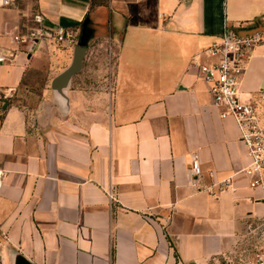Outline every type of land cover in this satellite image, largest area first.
Segmentation results:
<instances>
[{"label":"crops","instance_id":"crops-1","mask_svg":"<svg viewBox=\"0 0 264 264\" xmlns=\"http://www.w3.org/2000/svg\"><path fill=\"white\" fill-rule=\"evenodd\" d=\"M10 8L0 10L4 43L32 26L35 13L48 29L80 34L88 19V40L79 69L64 79L76 46L44 40L0 64L5 95L29 73L49 80L32 108H2L0 264H240L261 246L264 189L234 176L248 164L246 148L193 64L216 61L206 48L225 29L260 30L241 89L264 118V0ZM96 47L107 51L106 77L87 69ZM193 159L195 185L187 181ZM228 177L232 187L207 191Z\"/></svg>","mask_w":264,"mask_h":264},{"label":"built area","instance_id":"built-area-1","mask_svg":"<svg viewBox=\"0 0 264 264\" xmlns=\"http://www.w3.org/2000/svg\"><path fill=\"white\" fill-rule=\"evenodd\" d=\"M16 1L0 0V10L12 6ZM31 20L32 26L25 31L8 33L5 36L6 43L1 41L4 34L0 30V64L13 62L17 54L32 52L44 40L61 47L77 46L80 38L79 28L55 25L54 28L48 29L43 26L44 16L41 13L33 14ZM262 41L260 30L241 35L231 29H225L220 34L219 41L206 48V53L215 57L216 61L211 65L197 62L193 64L197 68L198 76L209 86L212 105L221 109V116H230L237 125L240 142L246 148L248 164L237 170L234 176L241 175L246 178L251 189H264V118L253 98L244 94L241 84L253 50ZM200 174V164L198 160L193 159L187 181L195 185V180ZM233 181V177H228L206 189L213 193V186L219 190L225 189L232 187ZM258 229L261 246L253 249L249 258H241L240 264H264V222L257 225L255 230Z\"/></svg>","mask_w":264,"mask_h":264},{"label":"rangeland","instance_id":"rangeland-1","mask_svg":"<svg viewBox=\"0 0 264 264\" xmlns=\"http://www.w3.org/2000/svg\"><path fill=\"white\" fill-rule=\"evenodd\" d=\"M34 2L35 0H18L10 9L22 10L26 8L28 11L32 12L34 11ZM91 52H93L92 55L97 59H92L87 69L98 70L106 77L110 70L108 66V58L105 54L107 51H105L103 47H96V49ZM84 81V85H93V79L91 80L90 78L85 77ZM48 82V79L42 78V73H29L25 76L20 87L14 91H10L7 93L8 95L0 93V117L2 115V108L7 107V105H21L26 108H32L40 99L41 89H44Z\"/></svg>","mask_w":264,"mask_h":264},{"label":"water","instance_id":"water-1","mask_svg":"<svg viewBox=\"0 0 264 264\" xmlns=\"http://www.w3.org/2000/svg\"><path fill=\"white\" fill-rule=\"evenodd\" d=\"M88 19H85L82 23V28H81V34L79 38V42L76 46L75 50V56L73 60L72 66L62 75L61 79L67 78L70 76L72 73L77 71L80 66V62L83 56V51L85 50V47L87 45V40H88V27H87Z\"/></svg>","mask_w":264,"mask_h":264}]
</instances>
